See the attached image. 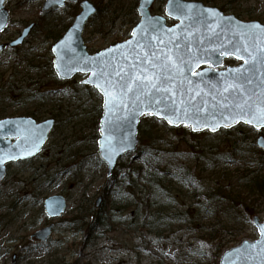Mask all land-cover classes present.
Segmentation results:
<instances>
[{"label":"rangeland","instance_id":"rangeland-1","mask_svg":"<svg viewBox=\"0 0 264 264\" xmlns=\"http://www.w3.org/2000/svg\"><path fill=\"white\" fill-rule=\"evenodd\" d=\"M87 1L98 8L96 0ZM184 1H198L242 21L264 25V0ZM165 2L155 0L151 12L164 16ZM43 3L44 0H7L4 4L9 24L0 33V43L14 40L30 23L34 27L21 46L0 53V120L25 116L41 122L52 118L55 125L37 156L6 166V176L0 182V264H218L224 251L244 240H255L252 219L264 220V190L257 187L258 183L256 190H249L248 196L241 195L233 204L232 223L221 212H195L192 203L181 197L172 204L157 201L159 205L154 207H149L146 200L136 201V205L131 200L119 201L114 195L105 202L107 171L97 155L102 98L81 83L87 75L77 74L62 81L52 68L51 47L72 25L79 5L66 3L62 8L42 12ZM137 4L138 0H101L102 11L87 21L82 33L87 52L96 53L126 40L139 20ZM167 23L172 25L174 21L167 18ZM236 64L232 58L224 62V66ZM178 130L162 120L143 117L138 126L137 150L142 136L156 131L166 144L181 139V149L194 146L207 153L234 152L231 160L214 169L219 172L220 185L234 192L244 191L243 180L251 184L255 173L264 179V170L256 172L264 164V152L256 147V140L264 138V128L239 124L216 134ZM137 150L120 158L113 173L120 171L121 165L142 163ZM175 165L196 170L186 156L169 166ZM209 166L200 177L207 186L215 184ZM172 192L177 194L176 186ZM56 195L65 198L66 208L58 218L49 219L43 202ZM142 195L138 194L140 198ZM98 197L101 203L95 208ZM100 209L109 218L105 226L71 228L74 217L90 219L92 212H101ZM216 222L229 228L220 230L210 241L211 228L207 226ZM50 224L52 234L46 242L31 237ZM218 243L222 245L219 249Z\"/></svg>","mask_w":264,"mask_h":264},{"label":"water","instance_id":"water-1","mask_svg":"<svg viewBox=\"0 0 264 264\" xmlns=\"http://www.w3.org/2000/svg\"><path fill=\"white\" fill-rule=\"evenodd\" d=\"M154 1L139 0V21L127 40L88 54L82 32L96 9L83 0L72 25L51 47L52 68L59 80L87 75L82 84L102 97L97 155L108 177L120 158L135 152L138 124L146 115L169 127H190L192 133L214 134L239 124L264 128V25L243 22L200 2L167 0L164 15L176 21L168 26L165 17L150 13ZM5 2L0 0V33L9 22ZM76 2L44 0L41 11ZM33 27L31 23L15 40L0 43V53L21 46ZM228 58L238 64L222 68ZM54 125L52 118L41 122L31 117L0 120V182L7 164L32 159L41 152ZM256 147L264 152L263 137L256 140ZM100 202L98 197L95 206ZM65 208L61 195L43 202L49 219L61 216ZM252 223L258 239L242 241L225 251L219 264H264V221L253 217ZM52 228L50 224L32 238L45 242Z\"/></svg>","mask_w":264,"mask_h":264},{"label":"trees","instance_id":"trees-1","mask_svg":"<svg viewBox=\"0 0 264 264\" xmlns=\"http://www.w3.org/2000/svg\"><path fill=\"white\" fill-rule=\"evenodd\" d=\"M100 1L101 0H99V2ZM99 2L96 0L98 14L102 11ZM58 39L59 38H57V40ZM175 131L179 130L175 129ZM180 143L181 139L177 140V142H173L172 145L170 143L166 144L160 136H157L156 131L145 133L141 139V148L137 150V156L141 158L142 163L139 165H121L120 171H115L108 177L103 185L105 202H107L109 196L114 195L115 199L119 201L128 202L131 200V202L136 205H138L136 201L141 203V200H146L145 202L149 207H154V205H159L157 201L161 202L160 200H162L164 203L167 200L168 204H172L173 201L177 203L178 199L181 197L183 200H188L190 204L192 203L191 205L195 212H207L211 214L221 212L225 219L232 223L231 215L233 212L232 210L235 208L233 204L236 203V200L239 201L241 195L245 193L248 196L249 194L247 192L249 190H256L257 187L261 186L264 190V182H260L264 181V179L256 173L254 178L250 181L251 184H249L247 179L243 180L245 182L244 191L234 192L228 187L220 185L219 172L215 173L214 169L219 166V163L231 160L230 158L234 155V152L223 153L216 150L207 153L203 148L194 146H186L185 149H181ZM176 156H178V158L185 156L189 158L190 161L194 163V167L197 171L199 167H202L201 170H199L200 173L196 172V170L192 171L191 167L183 165L170 167L169 165H171V162L178 159ZM203 161L206 163L205 165ZM258 161L256 162L257 165ZM260 163H263L262 159ZM207 165H210L208 172H211L210 177H212L215 183L211 186L204 185V179L200 178L201 172L207 169ZM263 170L264 164L261 165L256 172L260 173ZM257 183L258 185L256 187ZM172 184L176 186L177 194L172 192L174 190ZM138 194L142 195V198H140ZM124 206H127V204H124ZM183 206L184 205H182V207ZM84 219L87 220L86 223ZM108 219L106 213L102 212V210L101 212L95 211L92 212L90 219L88 216L81 218L74 217L70 226L71 228L88 226V228L98 229L105 226V221ZM235 220L236 219H234V221ZM207 227L211 228L209 231L210 233L208 232L210 241L216 238L220 230L229 228L218 222L210 224ZM220 246L222 245L218 243L217 248L219 249Z\"/></svg>","mask_w":264,"mask_h":264},{"label":"snow or ice","instance_id":"snow-or-ice-1","mask_svg":"<svg viewBox=\"0 0 264 264\" xmlns=\"http://www.w3.org/2000/svg\"><path fill=\"white\" fill-rule=\"evenodd\" d=\"M105 94H106V95H109L108 92H105ZM113 99H115V97H113ZM261 232H262V234H264V228L261 229Z\"/></svg>","mask_w":264,"mask_h":264},{"label":"bare ground","instance_id":"bare-ground-1","mask_svg":"<svg viewBox=\"0 0 264 264\" xmlns=\"http://www.w3.org/2000/svg\"><path fill=\"white\" fill-rule=\"evenodd\" d=\"M139 1V0H138ZM93 5V4H92ZM94 6V5H93ZM95 7V6H94ZM95 9H96V12H95V14L97 13V8L95 7ZM100 160V159H99ZM101 161V160H100ZM102 162V161H101ZM103 163V162H102ZM203 163H204V165L206 164L204 161H203ZM48 218V217H47Z\"/></svg>","mask_w":264,"mask_h":264}]
</instances>
